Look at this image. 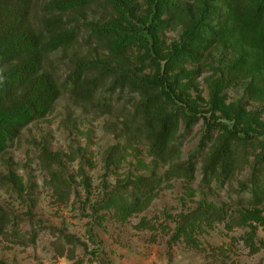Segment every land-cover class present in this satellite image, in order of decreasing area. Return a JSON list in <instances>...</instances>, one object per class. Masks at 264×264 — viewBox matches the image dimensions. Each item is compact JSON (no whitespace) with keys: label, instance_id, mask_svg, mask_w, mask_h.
<instances>
[{"label":"trees","instance_id":"obj_1","mask_svg":"<svg viewBox=\"0 0 264 264\" xmlns=\"http://www.w3.org/2000/svg\"><path fill=\"white\" fill-rule=\"evenodd\" d=\"M92 5L102 8L104 20L86 24L73 20L74 12ZM134 18L130 0H0V154L12 147L28 124L51 114L62 95L93 114L114 115L122 125L117 136L126 139L125 145L144 144L151 158L147 174L127 176L99 204L115 207L119 221L144 211L164 182L193 181L199 162L202 185L231 184L251 154L250 148L264 144L248 131L207 122L197 151L179 159L182 138L191 133L199 118L180 109L181 100L166 79L169 71L199 63L219 43L232 53L230 78L245 80L249 91H264V0H152L147 24ZM179 26L182 33L177 42L167 45L159 40L157 31ZM80 39L103 47L108 60L65 62L52 57ZM133 47L146 52L143 57L155 70L152 76H141L131 67L128 53ZM218 95V88H210L212 102ZM215 130L216 139L202 152ZM113 150L111 147L105 159L108 167L114 161ZM68 158L73 161L75 156ZM254 158L249 178L238 182L240 192L247 194L242 204L249 208L264 205V152ZM38 159L50 175L54 193L68 199L71 189L60 152L51 151L44 142ZM161 164L166 167L163 174L158 173ZM5 184L17 187L19 193L23 190L22 179L10 170L0 176V186ZM225 213L212 203H198L177 214L173 237L194 245L191 235L195 227L223 222ZM18 225V219L0 208V236L8 234L9 241L20 246L34 245L35 228L22 234ZM51 234L56 254L72 264H83L74 256L77 246L93 255L86 242L74 235L62 230Z\"/></svg>","mask_w":264,"mask_h":264},{"label":"rangeland","instance_id":"obj_2","mask_svg":"<svg viewBox=\"0 0 264 264\" xmlns=\"http://www.w3.org/2000/svg\"><path fill=\"white\" fill-rule=\"evenodd\" d=\"M130 3L135 22L146 25L152 14V0H130ZM104 14L100 6L92 5L71 16L86 24L104 20ZM181 33L179 26L175 30H159L157 36L169 45L177 42ZM145 53L133 47L128 53L130 64L137 74L152 76L155 70L149 59L143 57ZM52 57L65 62L75 58L107 61L108 51L80 39ZM231 58V51L218 43L203 54L199 63L186 64L182 70L166 74L170 88L181 100L180 109L199 118L191 133L182 138L179 159L197 151L205 138L207 122L234 126L241 133L248 131L254 140L257 137L256 142L264 140V91H249L245 80H232L228 69ZM210 88L219 89L215 102L210 100ZM120 122L112 114L88 112L68 95H62L51 114L28 124L12 147L0 154V176L12 171L22 179L23 188L19 193L12 184L0 186V208L18 219L22 234L34 228L38 233L35 244L28 246L11 243L8 234L0 236L3 264H72L73 261L58 256L54 250L51 232L60 230L83 240L89 252H93L89 255L81 246L74 249L75 259L83 264H212L214 258L226 264H264V205L257 208L243 205L242 198L247 194L240 192L238 186L239 181L249 178L254 156L264 152V144L250 148L251 154L231 184L202 185L199 162L193 181L173 179L167 185L164 182L144 211L133 212L119 221L115 207L99 204L127 176L147 174L151 162L144 144L125 145L126 139L117 136L122 128ZM217 134L216 130L211 133L202 152ZM44 142L51 151L62 155L71 189L68 199L54 193L50 175L40 166L38 154ZM111 147L114 161L108 167L105 159ZM72 156L73 161L68 158ZM165 168L159 165L158 173L163 174ZM198 203L222 208L225 220L195 227L191 235L194 245L174 238L177 214L190 211ZM218 247L222 249H212Z\"/></svg>","mask_w":264,"mask_h":264}]
</instances>
